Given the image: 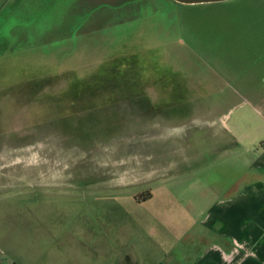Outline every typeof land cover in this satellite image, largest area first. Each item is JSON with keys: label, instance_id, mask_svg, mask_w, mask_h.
I'll return each mask as SVG.
<instances>
[{"label": "rangeland", "instance_id": "rangeland-1", "mask_svg": "<svg viewBox=\"0 0 264 264\" xmlns=\"http://www.w3.org/2000/svg\"><path fill=\"white\" fill-rule=\"evenodd\" d=\"M263 151L264 0H0L1 258L42 211L181 261Z\"/></svg>", "mask_w": 264, "mask_h": 264}, {"label": "crops", "instance_id": "crops-1", "mask_svg": "<svg viewBox=\"0 0 264 264\" xmlns=\"http://www.w3.org/2000/svg\"><path fill=\"white\" fill-rule=\"evenodd\" d=\"M255 166L262 170L255 181L233 182L224 196L220 187L217 193L215 187L210 193L209 187L201 195L204 209L185 213L191 226L182 229L181 261L163 255L152 260L143 252L123 248L120 230L116 240L110 241L115 234L110 228L101 235H95L92 227L60 229V221L67 216L39 211L25 216L38 224L37 229L23 231L21 243L7 246L9 252L6 258L0 257V264H264V151Z\"/></svg>", "mask_w": 264, "mask_h": 264}, {"label": "water", "instance_id": "water-1", "mask_svg": "<svg viewBox=\"0 0 264 264\" xmlns=\"http://www.w3.org/2000/svg\"><path fill=\"white\" fill-rule=\"evenodd\" d=\"M173 1L181 5L196 6V5L226 3L232 0H173Z\"/></svg>", "mask_w": 264, "mask_h": 264}, {"label": "trees", "instance_id": "trees-1", "mask_svg": "<svg viewBox=\"0 0 264 264\" xmlns=\"http://www.w3.org/2000/svg\"><path fill=\"white\" fill-rule=\"evenodd\" d=\"M148 197L151 198L152 197V194L151 193H147Z\"/></svg>", "mask_w": 264, "mask_h": 264}]
</instances>
